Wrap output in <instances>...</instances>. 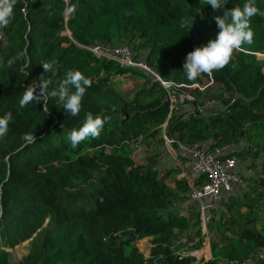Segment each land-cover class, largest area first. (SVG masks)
<instances>
[{
    "label": "trees",
    "instance_id": "1",
    "mask_svg": "<svg viewBox=\"0 0 264 264\" xmlns=\"http://www.w3.org/2000/svg\"><path fill=\"white\" fill-rule=\"evenodd\" d=\"M245 2L229 0L216 12L204 0H16L14 17L3 28L7 41L0 46V116L12 113L0 138V264H13L10 249L26 242L30 252L17 264H194L195 258L179 255L203 247L189 184L174 168L161 177L158 156L144 165L132 158L140 144L165 147L166 124V135L186 146L208 147L210 153L234 147L229 157L257 171L245 178L248 189L230 197L220 216L214 214L209 228L219 241L211 244L212 260L203 264L241 263L264 250V169L258 170L264 160V72L255 58L264 55V16L250 18L252 43L234 50L222 69L194 81L182 70L188 52L215 38L213 16ZM255 6L264 11V0H255ZM98 42L129 45L164 82L183 86L179 92L206 78L219 86L218 93L193 88L192 109L171 110L152 75L84 49ZM20 51L23 59L9 68L7 60ZM45 62L52 68L45 74L49 91L68 70L92 81L78 116H68L56 97L19 107L26 86L44 74ZM129 74L155 84L129 98L114 82ZM208 97L223 109L202 113ZM89 112L107 121L97 138L72 149L68 134ZM31 132L36 141L24 145L22 136ZM169 178L173 188L166 184ZM186 203L189 215L173 212ZM146 239L152 245L149 258L137 247Z\"/></svg>",
    "mask_w": 264,
    "mask_h": 264
},
{
    "label": "clouds",
    "instance_id": "2",
    "mask_svg": "<svg viewBox=\"0 0 264 264\" xmlns=\"http://www.w3.org/2000/svg\"><path fill=\"white\" fill-rule=\"evenodd\" d=\"M229 0H204V4L219 12ZM16 0H0V29L6 28L14 17ZM254 15L264 16V11H260L255 6V0H246L242 7L234 6L227 9L222 15H215L217 32L215 38L207 43L195 47L185 56L183 63V73L190 81H194L201 74L211 75L214 70L222 69L229 63L234 50L240 49L242 45H250L253 41V32L250 28V18ZM193 20L191 17V26ZM188 21L182 20L181 27H187ZM191 28V27H190ZM190 30V29H189ZM25 53L17 52L7 60V65L12 68L15 63L21 61ZM44 74L37 80V83L26 86L22 97L19 100V107L22 109L32 103L44 104L50 97L58 98L65 113L70 117H76L81 110V100L86 90L91 87L92 81L79 70H68L64 79L59 85L49 91L50 80L45 74L52 71L49 63H41ZM12 121V113L7 112L0 116V138L8 132V125ZM107 117H101L92 113H86L81 126L72 130L67 139L71 148L76 149L81 141L86 138H97ZM36 136L34 132L26 133L22 136L24 145L34 143Z\"/></svg>",
    "mask_w": 264,
    "mask_h": 264
},
{
    "label": "built area",
    "instance_id": "3",
    "mask_svg": "<svg viewBox=\"0 0 264 264\" xmlns=\"http://www.w3.org/2000/svg\"><path fill=\"white\" fill-rule=\"evenodd\" d=\"M68 20L66 16L65 22ZM68 34L70 32L66 30ZM7 41L5 31L0 29V46H4ZM94 54V56L100 60H112L117 62L124 68H136L143 72L152 75L154 80L160 82L165 90L174 89L176 87L178 91L183 86H177L174 83L164 82L159 74L145 61L136 59V54L129 45H111L104 42H98L94 45L84 47ZM263 56V54H256V56ZM120 78L119 76L114 78ZM197 85L191 87L195 88ZM173 101H170L171 110L175 108V103L189 101L192 102L193 97L185 95V92L176 93L175 97L172 96ZM171 97V99H172ZM170 100V98H169ZM179 101V102H178ZM166 126L162 133V138L165 143V149L167 152L174 155L175 169L178 170L177 178L185 179L190 186L189 200L192 204L196 205L200 214V227L202 236H210V224L213 220V216L218 207H224L230 197L241 194V188L243 187L244 174L242 169L247 168L249 163L241 162L237 158L229 157V154L235 150L234 147L224 146L217 148L214 153H210L207 147L200 145L186 146L176 140L175 137H168L166 135ZM258 170L264 169V160L258 161ZM251 170V169H250ZM200 177H205L206 182L203 185L195 184V180ZM254 177V176H253ZM169 186V185H168ZM198 241V238L196 239ZM184 243L185 240H182ZM212 250V248H211ZM181 253V252H180ZM179 253V255H180ZM181 258L192 257V254H185L182 252ZM209 260H212V254L209 253ZM200 262V260H198ZM194 263V264H203ZM258 262H264V250L258 251L257 254L250 256L246 261L238 263L223 260L221 264H256Z\"/></svg>",
    "mask_w": 264,
    "mask_h": 264
},
{
    "label": "rangeland",
    "instance_id": "4",
    "mask_svg": "<svg viewBox=\"0 0 264 264\" xmlns=\"http://www.w3.org/2000/svg\"><path fill=\"white\" fill-rule=\"evenodd\" d=\"M251 57V56H250ZM248 56V58H250ZM255 58H257L259 61H261L262 65H263V72H264V57L263 56H256ZM0 63H1V57H0ZM203 80V84L201 85H197L195 88H198L201 92L205 91L206 88H210L212 89V91L210 93L217 95L218 93V85L216 83H213V81H209L206 78H202ZM115 82L117 83V87L125 94L127 95L129 98L134 96L136 93L142 91L143 89H145L147 87V89L149 88L150 90V86L152 84H155V82H150V84H146V82H144L141 79H138L134 76H131L130 74L128 76H124V77H120L118 79L115 80ZM149 86V87H148ZM173 88H171L170 90H165L166 91V95H167V101H173L172 96L178 95V91L176 90V87L173 86ZM158 87H156L157 89ZM193 89V88H191ZM191 89H184L185 95H190ZM156 91V90H155ZM158 91H156L157 93ZM145 96V95H144ZM172 97V99H171ZM150 98V97H149ZM170 98V100H169ZM179 102V101H178ZM188 101H184V102H179V103H175L176 105L181 106V108L183 109V111H190L192 109V105H190ZM223 109V106L221 103H218L217 101L214 100H210V98L208 97L206 99V105L205 108L203 109V112L206 116L211 115L215 112H218L220 110ZM139 147L135 149L134 154L132 156V158L134 159L135 163L138 165H144L145 161L147 159H149L152 156H158V162H159V169L161 171V177H165V175L167 174L168 171L173 170V168L175 169V164L173 163L174 160V155L170 154L169 152H167V149H165L164 144L161 145L159 142H156L152 147H148L146 145H138ZM208 148V147H207ZM250 168V167H249ZM249 168H244L242 169V172L244 174L243 177V187L241 188V191H245L246 189H248V184L246 183V179L245 178H249V177H253L255 176V174L257 173L256 170H254L253 168L250 170ZM177 177V174H176ZM166 184L169 185V187L173 188L175 186L173 178H169L166 179ZM189 207L190 205L188 203L186 204H181L179 206H176L173 209V212H177V213H181L182 215H189ZM198 212V208L197 206L195 207ZM225 209V207H218V210L215 211L214 214H216L217 216H220L222 211ZM262 217H264V213L262 215ZM218 242V238L215 237L214 233L210 231V236L209 237H204L203 238V243H202V248L197 249V250H189L186 249L185 250V254H192L193 258H195V262L196 263H202L203 261H206V259L209 260L210 256L209 253L212 254V243L213 242ZM190 245V244H188ZM137 247L139 248L140 252L144 254V256L146 258L150 257V253H151V249H152V245L150 243V239H146V240H142L139 241L137 243ZM208 250V251H206ZM10 252L12 253V263L13 264H17L18 262L22 261L25 257L28 256L30 250H29V242L23 243L17 247H15L14 249H10ZM180 255H182V251L180 253ZM198 260H200V262H198Z\"/></svg>",
    "mask_w": 264,
    "mask_h": 264
},
{
    "label": "water",
    "instance_id": "5",
    "mask_svg": "<svg viewBox=\"0 0 264 264\" xmlns=\"http://www.w3.org/2000/svg\"><path fill=\"white\" fill-rule=\"evenodd\" d=\"M241 97L239 94L236 95V98Z\"/></svg>",
    "mask_w": 264,
    "mask_h": 264
},
{
    "label": "crops",
    "instance_id": "6",
    "mask_svg": "<svg viewBox=\"0 0 264 264\" xmlns=\"http://www.w3.org/2000/svg\"><path fill=\"white\" fill-rule=\"evenodd\" d=\"M173 162H174V160H173Z\"/></svg>",
    "mask_w": 264,
    "mask_h": 264
}]
</instances>
